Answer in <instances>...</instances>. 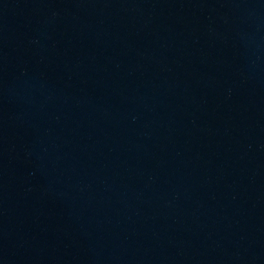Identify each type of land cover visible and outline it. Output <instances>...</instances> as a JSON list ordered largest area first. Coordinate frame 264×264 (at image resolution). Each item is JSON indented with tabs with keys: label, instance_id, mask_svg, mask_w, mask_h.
I'll return each instance as SVG.
<instances>
[{
	"label": "water",
	"instance_id": "water-1",
	"mask_svg": "<svg viewBox=\"0 0 264 264\" xmlns=\"http://www.w3.org/2000/svg\"><path fill=\"white\" fill-rule=\"evenodd\" d=\"M0 264H264V0H0Z\"/></svg>",
	"mask_w": 264,
	"mask_h": 264
}]
</instances>
